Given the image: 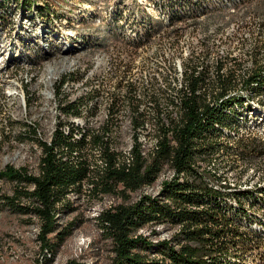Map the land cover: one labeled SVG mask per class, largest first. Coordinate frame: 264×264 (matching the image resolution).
Here are the masks:
<instances>
[{
    "label": "trees",
    "instance_id": "16d2710c",
    "mask_svg": "<svg viewBox=\"0 0 264 264\" xmlns=\"http://www.w3.org/2000/svg\"><path fill=\"white\" fill-rule=\"evenodd\" d=\"M35 1L0 0V15L5 19L8 8L10 13L24 9L26 15L34 16ZM165 3L168 6L163 5V12L171 11L172 22L183 19L185 8L194 9L192 0ZM37 11L49 18L45 7L38 6ZM186 83L180 116L170 115V124L162 123L163 135L153 152L144 154L136 140L131 163L117 149L114 135L95 133L89 141L57 129L51 142L41 141L45 157L40 174L11 164L0 168V210L17 209L38 216V239L46 263L54 261L60 246L72 235L75 221L63 225L60 216L71 207L69 195L81 193L86 183L92 186L91 195L113 194L122 199L97 215L101 230L113 243L108 264H242L252 248L260 247L264 236L253 227L258 219L252 211L264 208V186L217 187L200 164L222 149L242 158L263 151L256 141L239 148L228 144L233 139L245 143L235 134L248 123L255 107L246 95L229 94L227 87L211 97L202 91L206 81L192 68L187 69ZM242 85L255 95L264 93V65L246 75ZM96 146L104 152L105 167L90 166V158H94L90 150L95 154ZM167 166L175 169L176 176L165 180L155 196L142 193L143 186L156 181ZM2 181L13 183L12 194L3 191ZM147 225H169L177 230L169 239L154 242L138 233ZM66 264L89 263L70 259Z\"/></svg>",
    "mask_w": 264,
    "mask_h": 264
},
{
    "label": "rangeland",
    "instance_id": "374dc122",
    "mask_svg": "<svg viewBox=\"0 0 264 264\" xmlns=\"http://www.w3.org/2000/svg\"><path fill=\"white\" fill-rule=\"evenodd\" d=\"M131 1L133 0H37L33 4L35 14L29 18L24 9H20L21 11L12 16L13 13L8 12L7 8L5 19L0 15V57H41L36 55L34 49L27 48L23 40L26 38L33 41L35 50H39L40 55L44 53L43 57H61L49 65L58 69L55 74L58 79L65 70L70 72L77 69L85 73L96 64L98 59L107 60L108 69L117 73L123 71L122 66L126 63L127 67H134L133 72L136 75L140 73L143 78L149 75L148 77H152L151 81L154 82L158 77V86L159 84L161 86L158 88L157 101H161L160 103L167 99L164 96L165 92L172 91L173 83L179 85V82H182L183 72L186 78L188 68H192L196 71V75L203 77L206 86H203L202 91L213 97L225 87L232 94L243 93L242 90L245 88H242V83L245 76L264 65V0H245L219 9L214 8L198 18L181 23L180 26H187V30L175 34L173 32L175 29H172L174 34L172 38L163 36L145 50L132 52L128 44L115 38H110V46L102 50L99 47H87L88 39L92 41L103 36L104 17L108 8L114 4ZM38 6L49 7L50 12H53L50 19L36 12ZM0 11L3 12L1 8ZM12 20L16 25L9 23ZM65 57L69 59L66 60ZM166 60L171 61L170 66L174 65L171 66L172 69L167 70L169 64ZM45 71L43 68L37 74L39 77L43 74L47 75ZM21 72L25 74L24 70ZM131 75L133 76L132 72ZM107 85L111 87V81H108ZM144 85L147 84L144 83ZM36 95L41 96V100L37 102L39 107L28 110L29 114L24 119L38 124L44 137H49L53 133V121L57 118L56 98L38 93L30 97L26 95V98L28 101L29 98L33 101ZM17 124L16 127L8 129L9 134L6 132L4 122L0 120V166L4 162V155L8 154V159H14L19 165L30 163L34 166L31 170L37 171L38 149L42 147L43 138L27 137L19 133L28 126L23 122ZM125 127L128 126H124L121 135L117 137V146L123 151L132 141V130L130 127ZM235 135L245 143H239L233 139L228 142L229 145L239 148L240 144L245 147L246 143L256 141L259 142L258 148L263 151L246 153L248 157L242 158L241 154L239 156L237 153L222 149L211 159L200 161L202 171L218 185L226 182L235 185L240 183L239 185L247 186V188L262 185L264 183V132L247 127ZM5 136L8 138H4ZM90 151V155H94L95 158V154L92 150ZM1 183L3 191L7 194L13 193L11 181ZM90 187L92 186L86 183L81 193L73 192L69 195L71 207L67 213H61L60 222L64 225L75 221V225L72 235L60 246L53 262L46 263L43 257L38 239L40 219L35 213H23L17 209L0 210V264H66L70 259L87 261L89 264H108L114 254L113 243L111 238L101 230L97 215L102 208L122 199L113 194L91 195ZM155 229H157L156 233ZM174 231L176 227L169 225H147L138 233L156 242L169 239ZM252 250L247 263L264 264L262 263L264 254L259 252V248H252Z\"/></svg>",
    "mask_w": 264,
    "mask_h": 264
},
{
    "label": "bare ground",
    "instance_id": "6f19581e",
    "mask_svg": "<svg viewBox=\"0 0 264 264\" xmlns=\"http://www.w3.org/2000/svg\"><path fill=\"white\" fill-rule=\"evenodd\" d=\"M165 1L166 0H133L130 3L121 2L119 5H112L108 8L104 17L103 36L100 37V39L96 38L92 41L88 39L87 43L84 41L86 46L99 47L100 50H102L108 47L110 38H115L128 44L129 49L132 52L145 50L148 47L153 46V44L163 36H171L172 38V35H174L172 33V29H175L173 31L175 34L187 30V26L180 30V24L178 22H181L182 20L184 22L196 17L198 18V16L206 14L214 8L219 9L221 7L238 4L245 0H209L198 4H195L196 1L192 0L194 3L192 4V7L194 9L188 10L189 7H184L186 9V13H183V19H176L174 22L171 21V11H169V13L163 12V5L166 4L165 6H168ZM34 7L35 6H33L32 10L35 14ZM45 8L47 9L46 12L49 13L50 19L53 12H50L48 9L49 7ZM18 11L15 13L12 12V16L18 13ZM36 12H38L37 7ZM172 12H174V10H172ZM187 12H193V14L189 15ZM26 16L29 18L28 15ZM9 23L16 25L13 20L9 21ZM106 34L108 35L107 38ZM23 40L26 42L27 48L34 49L36 55L41 57H0V120L4 122L6 132L9 134L10 131L8 129L16 127L19 122H23L28 126V128L24 127V131H20L19 133L27 135V137H41L43 138V141L51 142L54 133L57 129H60L65 134L72 135L71 137L74 139H81L85 137L90 141L95 133H104L106 135L111 134L118 137L121 135L123 127L128 126L132 130V141L129 147L123 152L125 154L126 161L131 163L134 156L132 149L135 145V141L137 140V142L141 144L144 154L153 152L156 148H158L159 138L163 135L162 123H166L168 125L170 124V115H179L181 106L183 105L182 102L184 93L187 91L186 78L183 75L184 72L182 73V82H179V85L178 83H173L171 85L173 88L172 91H167L165 92V95L163 94L167 99H165L163 103H160L161 101H157L158 88L161 86L160 84L158 86V77L156 78V82H154L151 81L153 79L152 77H148L149 75H145L144 78L140 76V73L136 75V73L133 72L134 67H127L125 65L126 63L122 66L123 71L121 73H117L114 70L110 71L107 67L108 61L105 59H98L96 64L92 65L93 67L91 69H87L85 73L77 71V69L76 71L70 72L65 70L62 76L58 79V77L55 76L58 69L49 67V65L53 63L54 60L58 58L60 59L61 57H43L45 56L44 53H41L40 55L38 53L39 50H35V44L33 41L26 40V38H23ZM65 59L68 60L69 58L65 57ZM166 61L169 64V69L167 70L172 69L171 66L174 65L171 64L170 66L169 62L171 61ZM43 68L46 70L45 72H47V75L42 73L43 75L39 77L37 73H39V71ZM22 70L25 71V74L21 72ZM131 72L133 73V76L131 75ZM108 81H111V87L107 85ZM144 83L147 85H144ZM242 92L247 96L249 102L254 105L253 107H255V110L253 111V114H251V117H249L250 119L248 120V123L245 127H242L241 130L248 127L253 130L259 129L264 132V93L255 95L246 88L243 89ZM35 93L43 94L44 96H54V98H56L55 107L57 109V118H53V133L49 137H44L38 124L34 123L32 120L30 121L28 119H24V117L27 118V114H29L28 110L31 111L33 108L39 107L37 102L39 103L41 96L37 97L36 95L35 98L33 97V101L30 98L28 101L26 98V95L30 97ZM229 94L232 93L229 92ZM234 94H238V92L233 93V95ZM45 101H47V99ZM9 123L15 124L11 125ZM93 150L95 152V158H90L91 168L105 167L107 162L103 156L104 152L102 149L96 146ZM76 153L78 152L76 151ZM44 155L45 150L42 146L41 149H38L36 164V169H38L37 171L31 170L34 166L30 163L19 165L15 163L14 159H8V154L4 155V162L0 168H4L6 165L11 164L17 168L25 167L31 173L40 174L43 166V158L45 157ZM175 176V169L167 166L157 180L151 184L143 186L141 192L155 196L160 193L164 181L172 179ZM216 183L215 181L213 182V184L217 187L226 185L230 187L233 186L232 188L238 189L247 188V186L239 185L240 183L238 185L232 183L228 184L227 182L220 185ZM260 186H264V183ZM248 209L252 210L249 206ZM254 211H256V217L258 220L256 222L254 220L253 227L261 234V236H264V208H254L252 212ZM258 248L259 252L264 254V249H261L264 248V241ZM244 263L248 264L247 260ZM262 263H264V256Z\"/></svg>",
    "mask_w": 264,
    "mask_h": 264
},
{
    "label": "built area",
    "instance_id": "2783aa9c",
    "mask_svg": "<svg viewBox=\"0 0 264 264\" xmlns=\"http://www.w3.org/2000/svg\"><path fill=\"white\" fill-rule=\"evenodd\" d=\"M179 24L183 23V20L181 22H178ZM183 29V26H180V30Z\"/></svg>",
    "mask_w": 264,
    "mask_h": 264
}]
</instances>
